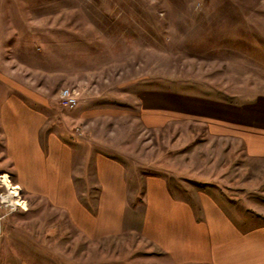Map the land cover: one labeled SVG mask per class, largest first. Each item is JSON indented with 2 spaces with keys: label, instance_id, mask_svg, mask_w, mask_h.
<instances>
[{
  "label": "rangeland",
  "instance_id": "1",
  "mask_svg": "<svg viewBox=\"0 0 264 264\" xmlns=\"http://www.w3.org/2000/svg\"><path fill=\"white\" fill-rule=\"evenodd\" d=\"M260 11L264 0H0V175L18 184L4 157L3 127H37L41 114L51 115L47 107L60 131L82 145L116 146L131 166L164 174L172 190L192 202L198 189L215 196L213 184L201 178L233 169L235 176L247 174L226 169L231 158L193 121L170 117L145 129L141 96L229 87L227 34L264 27ZM65 87L78 92L74 108L60 103ZM45 127L44 134L54 126ZM231 153L233 164L241 162V152ZM20 191L15 201L23 206L13 209L1 198L6 188L0 184V264L20 253L28 264H60L48 251L60 234L70 233L65 225L55 230L58 219L49 207ZM141 198L129 200L138 207ZM133 214L132 224L141 226L144 219ZM145 251L137 244L107 261L149 264Z\"/></svg>",
  "mask_w": 264,
  "mask_h": 264
},
{
  "label": "crops",
  "instance_id": "2",
  "mask_svg": "<svg viewBox=\"0 0 264 264\" xmlns=\"http://www.w3.org/2000/svg\"><path fill=\"white\" fill-rule=\"evenodd\" d=\"M225 41L229 87L197 85L192 96H141L145 129L159 128L149 126H163L170 117L193 121L231 158L226 169L241 167L247 174L235 176L233 169L201 178L213 184L215 196L192 187V202L173 191L164 174L131 166L116 146L82 145L60 131L47 107L52 116L41 114L37 127H3L11 176L57 216L55 230L65 225L70 233L57 236L48 251L57 262L112 264L111 254L118 259L126 247L140 244L149 264H264V27L234 28ZM47 124L54 127L44 134ZM234 150L242 155L236 164ZM139 194L143 200L136 207L129 198ZM137 211L141 226L132 224ZM20 255H9L5 263L28 264Z\"/></svg>",
  "mask_w": 264,
  "mask_h": 264
},
{
  "label": "built area",
  "instance_id": "3",
  "mask_svg": "<svg viewBox=\"0 0 264 264\" xmlns=\"http://www.w3.org/2000/svg\"><path fill=\"white\" fill-rule=\"evenodd\" d=\"M59 98L63 107L71 109L74 108L78 103V92L74 88L65 87L60 90ZM0 184L4 185L6 188V192L1 196L6 205H9L13 209L22 207L23 202H15V194H20L21 192L20 185L13 184L4 174L0 175Z\"/></svg>",
  "mask_w": 264,
  "mask_h": 264
},
{
  "label": "bare ground",
  "instance_id": "4",
  "mask_svg": "<svg viewBox=\"0 0 264 264\" xmlns=\"http://www.w3.org/2000/svg\"><path fill=\"white\" fill-rule=\"evenodd\" d=\"M16 202V201H15Z\"/></svg>",
  "mask_w": 264,
  "mask_h": 264
}]
</instances>
